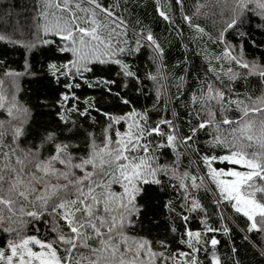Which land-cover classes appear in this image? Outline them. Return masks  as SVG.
I'll return each mask as SVG.
<instances>
[{"label": "snow or ice", "instance_id": "snow-or-ice-1", "mask_svg": "<svg viewBox=\"0 0 264 264\" xmlns=\"http://www.w3.org/2000/svg\"><path fill=\"white\" fill-rule=\"evenodd\" d=\"M252 2L234 0L232 18L215 39L210 37L223 47L215 55L198 53L205 56L206 68L197 77V88L188 92L184 75L171 76L158 38L121 14L120 0H40L38 26L55 38L43 43L58 39L63 42L59 51L72 54L62 69L50 65L68 78L67 91L57 102L63 127L48 131L40 143L23 147L27 120H21V114L27 109L0 80V110L9 117L0 120V232L8 236L0 246V264H205L202 253L207 264H221L215 234L221 230L227 234L229 228L209 223L201 192L212 193L222 221L224 209L230 208L245 218L247 232L264 233V94L242 95L233 87L237 79L248 77L264 82V63L246 60L242 49L237 52L224 38ZM174 3L183 9L184 0ZM255 4L264 14V0ZM220 5L221 0H194L192 14L181 13L183 21L202 39L207 33L198 18L215 15ZM169 8L157 0L159 17L174 25ZM144 50L154 69L144 77L152 84L150 108L137 109L117 92L130 111L115 115L88 100L81 110L73 91L81 87L77 78L87 83L85 73L95 65H116L118 75L143 86L125 58ZM100 83L110 86L116 81ZM107 91L111 93V87ZM139 91L147 94L143 87ZM177 103L187 110L186 132L175 119ZM92 111L106 121L103 134L97 137L87 131L86 152L80 153L74 136L83 126L73 115L96 122ZM153 111L161 113L155 120ZM201 134L207 137L206 151L201 150ZM164 178L176 194L164 207L184 222L178 240L183 247L174 251L166 241L153 242L128 231L143 211L139 198L145 186L160 185ZM192 214H197L200 228H191ZM29 225L34 234L27 233Z\"/></svg>", "mask_w": 264, "mask_h": 264}, {"label": "trees", "instance_id": "trees-1", "mask_svg": "<svg viewBox=\"0 0 264 264\" xmlns=\"http://www.w3.org/2000/svg\"><path fill=\"white\" fill-rule=\"evenodd\" d=\"M105 2L111 3L112 0ZM39 3L40 0H0V36L4 37L0 39V80L5 81V90L9 95L14 93L16 103L27 109L26 114H21V120L25 118L27 120L24 124L25 136L21 138L23 147L36 145L48 131L63 127L57 117L61 110L57 102L61 93L67 91L64 85L68 78L55 72L50 65L54 64L62 69V66L72 59L71 53L59 51L62 41L56 39L55 43H43L45 39L55 38L50 34L46 35L38 26ZM161 3L170 6L169 11L172 20L175 21L174 25L159 17L156 11L157 0H120V12L133 26H137L136 22L139 21V26L154 33L165 50L164 59L171 76L184 75L185 87L191 92L197 88V77H202L206 68L205 56L198 53L206 50L215 55L221 51L223 45L213 44L212 39L219 35L221 28L232 18L233 12L230 9L234 0H221L215 15H203L198 18L197 22L207 33L202 39L193 33L183 21L181 14L182 12L192 14L194 0H184L183 9L176 5L174 0H161ZM248 7L249 10L238 16L237 25L229 29L224 38L237 52L242 49L246 60L264 63V14L256 7L255 0ZM149 55V52L144 50L125 58L132 70L143 80V86L134 79H125L118 75L119 69L116 65H95L92 72L85 73L87 83L77 78L75 82H79L81 87L73 91L80 98L81 110L85 107L84 101L88 100L95 108L115 115L130 111V108L122 104L115 95L117 92L129 99L137 109L150 108L154 101L150 91L152 84L151 81L144 79L148 71H154L150 67ZM6 72H11L12 75L6 76ZM102 80H115L116 83L108 86L100 83ZM88 83H92L93 86L89 87ZM108 87H111V93L107 91ZM141 87L146 95L140 93ZM233 87L236 93L242 95L256 97L264 94V82L258 77L237 79ZM184 99L186 100L187 96ZM175 110L176 122L186 132L187 110L181 107L180 103L175 105ZM160 115L161 113L153 111L151 118L155 120ZM92 116L96 117V122L73 115L78 125L83 126L74 136V142L81 145L80 153L86 152L87 131L94 132L97 137H102L103 134L106 123L104 117L95 111H92ZM168 118H173L171 112L168 113ZM8 119L6 112L0 110V120ZM20 122L14 121L17 126ZM119 127L123 130V125ZM206 139L207 137L201 134L202 151L207 150L204 143ZM168 155L169 153L165 151V156ZM195 158L194 156L193 159ZM116 191H119V188H116ZM175 195L167 178L162 179L160 185L145 186V191L139 198L143 211L134 226L128 230L129 234L146 237L153 242L166 241L172 251L182 248L178 240L184 231V222L174 218L164 207L169 200L175 199ZM200 199L207 209L209 223L214 227L222 228L223 225L229 228L227 234L222 230L215 234L220 241L216 247V254L220 257L221 264H264V233L247 232L245 218L235 214L230 208L224 209L225 219L222 221L212 203V193L201 192ZM190 226L192 229L201 227L197 214H192ZM172 227L177 229L175 233L171 231ZM39 228L41 234L46 231L42 223L39 224ZM26 231L28 234H34L35 230L29 225ZM7 239V234L0 232V246ZM201 258L205 259L207 264L203 253Z\"/></svg>", "mask_w": 264, "mask_h": 264}]
</instances>
